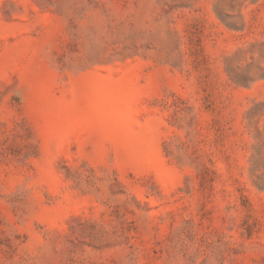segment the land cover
Returning <instances> with one entry per match:
<instances>
[{"label":"rangeland","instance_id":"374dc122","mask_svg":"<svg viewBox=\"0 0 264 264\" xmlns=\"http://www.w3.org/2000/svg\"><path fill=\"white\" fill-rule=\"evenodd\" d=\"M0 264H264V0H0Z\"/></svg>","mask_w":264,"mask_h":264}]
</instances>
